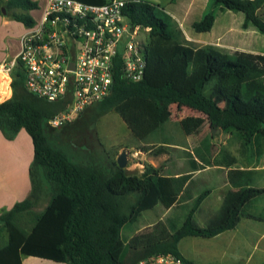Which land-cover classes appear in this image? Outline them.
<instances>
[{"label": "trees", "instance_id": "trees-1", "mask_svg": "<svg viewBox=\"0 0 264 264\" xmlns=\"http://www.w3.org/2000/svg\"><path fill=\"white\" fill-rule=\"evenodd\" d=\"M37 5L36 0H0V13L30 25L34 22L30 10ZM158 5L149 0H127L124 6L132 24L149 27L145 76L127 80L117 68L110 92L60 127L81 120L94 123L113 108L127 121L146 109L147 122L162 124L171 115L172 104L177 103L203 112L213 127L235 134L253 161L260 159L264 155V54L235 49L229 58L214 44L196 46L181 41L182 29L172 24L171 15ZM216 7L242 12V27L264 34V0H211L210 9L192 21L193 29H211ZM9 73L11 94L0 100V130L12 139L24 128L32 138L33 157L28 168L29 194L0 209V264H22L23 255L66 264H136L151 253L182 255L178 241L183 236L210 237L233 228L242 216L258 217L251 211L264 192V186L256 184L258 170L248 165L230 166L235 160L227 162L232 187L217 212L205 225H198L193 213L209 189L196 195L191 206L187 199L192 198V171L199 163L209 162L202 155L200 162L191 160L190 171L177 175L162 173L151 164L137 174L115 160L69 157L51 141L49 128L58 132L63 128L47 123L65 107V101L47 100L29 91L20 61ZM177 76H181L180 85ZM187 79L191 85L184 88ZM157 203L183 211L169 217L167 224L156 222L152 240H145L146 232L125 238L122 229ZM24 213L30 215L28 227L18 221Z\"/></svg>", "mask_w": 264, "mask_h": 264}, {"label": "rangeland", "instance_id": "rangeland-1", "mask_svg": "<svg viewBox=\"0 0 264 264\" xmlns=\"http://www.w3.org/2000/svg\"><path fill=\"white\" fill-rule=\"evenodd\" d=\"M36 1L37 7L30 10L34 17L40 14L44 0ZM149 1L159 4L160 9L170 14L171 22L172 24L176 23L177 28H181L179 22L181 21L184 30L190 31L185 20L173 10V5L170 3L177 0ZM159 8H156L157 14H160ZM237 14L243 16L240 11L227 9L219 11L218 17H227L228 22L233 17L232 22L238 24ZM184 30L181 31L179 39L196 45L187 37ZM11 31L0 24V52L8 51L9 59L13 55L12 47H15L16 44L15 40L11 39L8 49L4 36ZM146 34L147 32H142V36L146 37ZM245 34L248 36L247 44L250 47L264 52L263 33L257 30L254 35L247 30ZM220 50L231 58V52L234 49L220 48ZM7 78L5 74L0 77V100L7 93L5 89L7 80H3ZM175 79L180 85L181 76H177ZM187 80L188 84H183L184 88L191 85V80ZM171 108V115L162 124L147 122L145 120L146 109L144 113L127 121L113 108L101 114L94 123L84 120L67 123L63 127H58L63 128L60 132L56 128L50 127L51 141L64 149L69 157L82 161H116L117 155L125 150L127 162L124 167L129 172L137 174H140L148 164L159 167L160 171L165 174L186 171L191 168L189 159L195 158V155L197 158L202 155L209 162L203 163L201 167L203 169L197 173L191 186L192 198L187 199V203L191 206L196 195L209 189L193 213L195 223L205 225L217 212L225 192L231 188L226 185L229 183L227 162L235 160L230 166L248 165L256 168L258 170L256 184L264 186V155L253 161L235 134L213 127L203 112L177 103L172 104ZM182 211L183 209H173L157 203L155 206L143 210L135 222L125 226L122 229L123 236L128 238L135 233L146 232L148 237L145 240H152L157 230L156 222L167 224L169 217L174 213L180 214ZM251 211L258 217L242 216L233 228L225 229L213 236H183L178 241V249L200 262L232 264H260L264 262V192L253 203ZM18 221L21 225L28 227L31 224L30 215L24 213Z\"/></svg>", "mask_w": 264, "mask_h": 264}, {"label": "built area", "instance_id": "built-area-1", "mask_svg": "<svg viewBox=\"0 0 264 264\" xmlns=\"http://www.w3.org/2000/svg\"><path fill=\"white\" fill-rule=\"evenodd\" d=\"M126 1L45 0L34 22L26 25L15 58L2 68L10 72L20 61L29 91L65 101L48 125L60 127L106 96L117 68L127 80L145 76L147 34L142 32L149 27L130 22L124 13ZM136 264L232 263L200 262L167 251L146 255Z\"/></svg>", "mask_w": 264, "mask_h": 264}, {"label": "crops", "instance_id": "crops-1", "mask_svg": "<svg viewBox=\"0 0 264 264\" xmlns=\"http://www.w3.org/2000/svg\"><path fill=\"white\" fill-rule=\"evenodd\" d=\"M45 0L43 1L44 4ZM173 6V10L178 12L182 19L185 20L188 27H190V31L184 30L182 26V22H180V27L184 30L187 37L192 41V43L196 44V46L204 45V44H214L219 48H227V49H239L246 50L251 52H257L264 54L263 51H260L257 48L250 47L248 43V36L246 33L249 30L250 33H257V30L251 27L244 28L241 23L243 20V16L237 14L238 24H235L233 21V17L231 15V20L227 19V17H218L219 11H226L227 9H221L216 7L214 9L215 19L211 29L206 31H196L191 26L192 21L201 18L209 9L211 0H177L176 2H170ZM216 10H218L216 12ZM174 15V13H172ZM34 17V16H33ZM0 24L10 30L11 32L7 33L4 38H6L5 43L10 48V40H15V47H12L13 55L9 59L8 51L0 52V77L5 74L7 75V83L5 85V89L7 90L6 95L1 98H7L11 94V86L10 80L11 76L9 71L4 70L2 68V64L8 63L13 60L19 50L20 47V38L24 33L26 25L19 20L10 18L6 15H1L0 13ZM238 25V26H234ZM217 27V28H215ZM215 30L213 33L208 34L209 32ZM207 32V33H206ZM248 33V32H247ZM16 49V50H15ZM15 50V51H14ZM33 157V143L30 134L24 129L21 128L17 132L14 138L8 139L6 138L2 131L0 130V209L10 207L15 201L20 200L26 197L30 192V180H29V172L28 168L30 162ZM196 160L200 162L199 158L194 156ZM191 157L189 159L190 166L191 160L195 159ZM203 163H199V168L194 169L191 174V182L190 186H192L197 173L203 168ZM230 167V166H229ZM228 167V168H229ZM190 169L181 172H174L171 175H177L183 172L190 171ZM228 180V178H227ZM229 182V181H228ZM230 187V182L226 184ZM180 251V250H179ZM180 253L190 259H194L193 256L188 254H184L180 251ZM198 261V260H196ZM22 264H66L62 261L53 260L50 258H43L36 255H23L22 256Z\"/></svg>", "mask_w": 264, "mask_h": 264}, {"label": "water", "instance_id": "water-1", "mask_svg": "<svg viewBox=\"0 0 264 264\" xmlns=\"http://www.w3.org/2000/svg\"><path fill=\"white\" fill-rule=\"evenodd\" d=\"M2 12H5V8L4 7H2ZM116 162H117L118 166H120V167H124L126 165L127 158H126V152H125V150H122L117 155Z\"/></svg>", "mask_w": 264, "mask_h": 264}, {"label": "bare ground", "instance_id": "bare-ground-1", "mask_svg": "<svg viewBox=\"0 0 264 264\" xmlns=\"http://www.w3.org/2000/svg\"><path fill=\"white\" fill-rule=\"evenodd\" d=\"M4 80V79H3Z\"/></svg>", "mask_w": 264, "mask_h": 264}]
</instances>
